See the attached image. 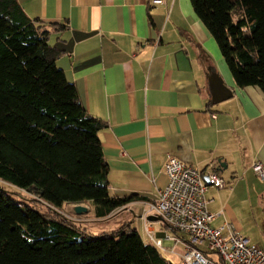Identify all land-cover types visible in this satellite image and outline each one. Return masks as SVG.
Returning a JSON list of instances; mask_svg holds the SVG:
<instances>
[{"label":"crops","instance_id":"1","mask_svg":"<svg viewBox=\"0 0 264 264\" xmlns=\"http://www.w3.org/2000/svg\"><path fill=\"white\" fill-rule=\"evenodd\" d=\"M17 2L31 19L62 24L47 41L60 50L55 63L80 104L104 124L98 137L108 193L137 195L102 218L91 216L90 201L77 203L87 209L81 213L76 204H63V216L90 233L88 223L124 214L118 227L127 223L154 245L147 228L160 239L164 249L154 246L163 258L179 260L182 243L168 239L171 230L147 211L167 181L163 164L171 155L203 178L215 169L225 185L205 191L210 224L230 222L264 248V179L251 167L254 160L264 163V91L235 84L190 0ZM211 72L232 92L218 104L211 102Z\"/></svg>","mask_w":264,"mask_h":264},{"label":"trees","instance_id":"2","mask_svg":"<svg viewBox=\"0 0 264 264\" xmlns=\"http://www.w3.org/2000/svg\"><path fill=\"white\" fill-rule=\"evenodd\" d=\"M235 84L264 91V0H190ZM62 26L0 0V264H169L127 223L97 235L59 209L108 216L137 197L108 193L98 131L48 43Z\"/></svg>","mask_w":264,"mask_h":264},{"label":"built area","instance_id":"3","mask_svg":"<svg viewBox=\"0 0 264 264\" xmlns=\"http://www.w3.org/2000/svg\"><path fill=\"white\" fill-rule=\"evenodd\" d=\"M251 167L259 179H264V163L254 160ZM163 171L167 181L147 211L171 230L168 239L182 243L178 264H264V248L251 243L230 222L210 224L213 214L207 209L205 191L225 185L215 169L203 178L195 166L168 155ZM145 231L157 248L164 249L160 239H155L147 228Z\"/></svg>","mask_w":264,"mask_h":264},{"label":"water","instance_id":"4","mask_svg":"<svg viewBox=\"0 0 264 264\" xmlns=\"http://www.w3.org/2000/svg\"><path fill=\"white\" fill-rule=\"evenodd\" d=\"M208 86L211 95V102L217 103L231 96V90L225 85L222 78L215 72H211L208 76ZM205 178V177H204ZM77 213L85 212L87 209L81 204H76L73 207ZM157 218V216L151 215L150 218Z\"/></svg>","mask_w":264,"mask_h":264},{"label":"rangeland","instance_id":"5","mask_svg":"<svg viewBox=\"0 0 264 264\" xmlns=\"http://www.w3.org/2000/svg\"><path fill=\"white\" fill-rule=\"evenodd\" d=\"M225 66H226V64H225ZM65 208H66L65 206H62V208H60L59 210L65 211V210H67ZM92 213H93V210H92L91 214ZM124 216L125 215L123 214V215H120L118 217H115V219L114 218H109V219H106L104 221L88 223V225H86V229L90 233H92L94 235H97V234L101 233L102 231H107V230L113 229L115 227H118L121 224L120 222L124 221V219H125V218H123ZM163 245H167V242L163 241ZM211 257L217 258V255L216 254H211ZM165 259H166V261L169 264H178L179 263V260L177 258L172 257V256H167V253L165 255Z\"/></svg>","mask_w":264,"mask_h":264}]
</instances>
